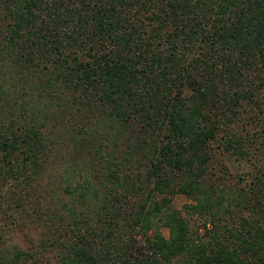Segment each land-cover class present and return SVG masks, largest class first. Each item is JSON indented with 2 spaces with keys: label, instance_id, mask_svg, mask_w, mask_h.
<instances>
[{
  "label": "trees",
  "instance_id": "obj_1",
  "mask_svg": "<svg viewBox=\"0 0 264 264\" xmlns=\"http://www.w3.org/2000/svg\"><path fill=\"white\" fill-rule=\"evenodd\" d=\"M45 253L264 264V0H0V264Z\"/></svg>",
  "mask_w": 264,
  "mask_h": 264
},
{
  "label": "rangeland",
  "instance_id": "obj_2",
  "mask_svg": "<svg viewBox=\"0 0 264 264\" xmlns=\"http://www.w3.org/2000/svg\"><path fill=\"white\" fill-rule=\"evenodd\" d=\"M227 166L230 172H232V174H234L236 171L235 170H240V168L236 167L234 165V163H230L227 161ZM237 168V169H236ZM43 184L47 185L48 190H54L57 188V190L60 192V185H59V176L58 175H53V176H49L48 180H44L42 182ZM189 202V200L181 195V194H175L172 196L169 206L171 208H175V209H179L182 204ZM162 234L166 235V229L165 228H160ZM31 236L36 237L37 233L35 230H27V228H23L21 230L18 229V232L15 233L14 235H12V237L14 238L15 242H18V244H20V246L25 245L26 243H28V239ZM135 248L136 246H140L141 244V238L140 235H136L135 236V240L133 242ZM137 251V249H135ZM42 257H39L41 259L40 263L41 264H47L45 263V258H48V254L45 253L44 255H41Z\"/></svg>",
  "mask_w": 264,
  "mask_h": 264
}]
</instances>
